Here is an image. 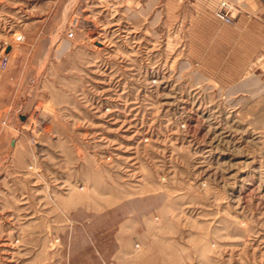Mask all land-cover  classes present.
Masks as SVG:
<instances>
[{"label":"rangeland","instance_id":"obj_1","mask_svg":"<svg viewBox=\"0 0 264 264\" xmlns=\"http://www.w3.org/2000/svg\"><path fill=\"white\" fill-rule=\"evenodd\" d=\"M214 11L0 0V264H264V36Z\"/></svg>","mask_w":264,"mask_h":264},{"label":"crops","instance_id":"obj_2","mask_svg":"<svg viewBox=\"0 0 264 264\" xmlns=\"http://www.w3.org/2000/svg\"><path fill=\"white\" fill-rule=\"evenodd\" d=\"M232 4L234 6V10L232 11V16L234 17L233 24L246 30V35H253L261 39L264 36V0H232ZM218 8L219 0H215L214 16ZM216 21L227 25L217 19ZM251 28L254 30H251ZM246 51V59H255L261 51H264V37L263 42H255Z\"/></svg>","mask_w":264,"mask_h":264},{"label":"built area","instance_id":"obj_3","mask_svg":"<svg viewBox=\"0 0 264 264\" xmlns=\"http://www.w3.org/2000/svg\"><path fill=\"white\" fill-rule=\"evenodd\" d=\"M234 10V6L232 4V0H219V8L215 12V17L217 20L230 25L233 24L234 17L232 16V11ZM73 32L69 33V38H73ZM9 58L8 55H4L1 60V67L6 68L8 64Z\"/></svg>","mask_w":264,"mask_h":264},{"label":"bare ground","instance_id":"obj_4","mask_svg":"<svg viewBox=\"0 0 264 264\" xmlns=\"http://www.w3.org/2000/svg\"><path fill=\"white\" fill-rule=\"evenodd\" d=\"M253 81H254V79H253V80H251V82H250V83H253ZM255 81H256V79H255Z\"/></svg>","mask_w":264,"mask_h":264},{"label":"water","instance_id":"obj_5","mask_svg":"<svg viewBox=\"0 0 264 264\" xmlns=\"http://www.w3.org/2000/svg\"><path fill=\"white\" fill-rule=\"evenodd\" d=\"M10 49H7V52L9 51Z\"/></svg>","mask_w":264,"mask_h":264}]
</instances>
